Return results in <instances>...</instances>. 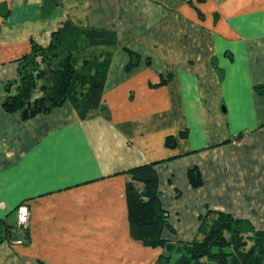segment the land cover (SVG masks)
<instances>
[{
    "label": "crops",
    "instance_id": "1",
    "mask_svg": "<svg viewBox=\"0 0 264 264\" xmlns=\"http://www.w3.org/2000/svg\"><path fill=\"white\" fill-rule=\"evenodd\" d=\"M51 1L0 0V95L66 21L115 45L86 51L106 65L85 119L69 101L25 120L0 103V264H155L126 202L128 171L150 164L167 242L192 241L207 211L263 231L264 0Z\"/></svg>",
    "mask_w": 264,
    "mask_h": 264
},
{
    "label": "trees",
    "instance_id": "2",
    "mask_svg": "<svg viewBox=\"0 0 264 264\" xmlns=\"http://www.w3.org/2000/svg\"><path fill=\"white\" fill-rule=\"evenodd\" d=\"M51 2L46 0L47 6ZM114 45L113 32L79 29L66 21L52 34L47 47L32 44L31 52L18 59L17 78L2 86L1 106L9 113L20 111L25 120L69 101L78 116L85 119L100 107L102 70L106 65L96 54L88 56L86 51ZM262 89L257 87L258 92ZM166 145L173 147V139L167 138ZM128 174L126 202L130 237L144 246L162 249L155 264H264V230L257 231L249 221L234 219L222 212L207 211L192 241L167 242L162 231L173 230L160 205L153 165L136 167ZM187 176L193 187L201 185L196 169L189 170ZM208 218L212 221L206 229ZM15 229L14 240L25 241L26 229ZM224 233L232 239L224 238Z\"/></svg>",
    "mask_w": 264,
    "mask_h": 264
},
{
    "label": "built area",
    "instance_id": "3",
    "mask_svg": "<svg viewBox=\"0 0 264 264\" xmlns=\"http://www.w3.org/2000/svg\"><path fill=\"white\" fill-rule=\"evenodd\" d=\"M29 208L27 205L21 204L16 208V226L24 227L29 221Z\"/></svg>",
    "mask_w": 264,
    "mask_h": 264
},
{
    "label": "rangeland",
    "instance_id": "4",
    "mask_svg": "<svg viewBox=\"0 0 264 264\" xmlns=\"http://www.w3.org/2000/svg\"><path fill=\"white\" fill-rule=\"evenodd\" d=\"M212 221V218H208L206 221H205V226H206V229H208L210 223ZM202 238V235H199L198 236V239H201ZM224 238H226L227 240H231L232 237H230L228 234L224 233ZM240 242V241H239ZM251 244V242H247V245L249 246Z\"/></svg>",
    "mask_w": 264,
    "mask_h": 264
}]
</instances>
